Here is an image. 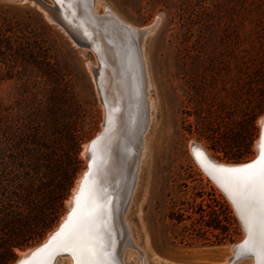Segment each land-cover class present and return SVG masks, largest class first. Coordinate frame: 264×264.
<instances>
[{
    "label": "rangeland",
    "instance_id": "1",
    "mask_svg": "<svg viewBox=\"0 0 264 264\" xmlns=\"http://www.w3.org/2000/svg\"><path fill=\"white\" fill-rule=\"evenodd\" d=\"M102 1L136 27L159 18L143 42L154 119L145 137L147 158L141 163L137 189L126 212L135 242L145 250L150 264H224L231 245L243 239V227L231 203L196 163L190 144L225 163L246 162L256 156L264 116V48L258 38L262 30L250 32L249 1ZM102 5L99 11L104 10ZM0 6L10 7L29 22L51 65H56L71 86L87 122L93 125L88 139L93 137L101 129L103 116L87 65L97 63L94 54L73 45L32 3L0 0ZM256 51L259 59L255 63ZM14 85L13 80L1 83L0 96L9 98ZM260 103L261 111L253 116L252 109ZM230 129L241 135V148H249L242 160L229 159L236 147L215 150V141ZM87 140L81 144L82 166L58 220L41 239L16 249L10 264L21 252L41 243L69 210V195L85 170ZM127 250L133 253L128 263L141 261L138 249L130 245ZM58 259V264H67L68 255ZM245 259L235 264H249Z\"/></svg>",
    "mask_w": 264,
    "mask_h": 264
},
{
    "label": "trees",
    "instance_id": "2",
    "mask_svg": "<svg viewBox=\"0 0 264 264\" xmlns=\"http://www.w3.org/2000/svg\"><path fill=\"white\" fill-rule=\"evenodd\" d=\"M248 1L250 32L262 30L263 50L264 0ZM258 59L256 51L253 62ZM8 80L15 81L12 95L0 96V264H10L16 249L41 239L58 220L82 166L81 144L93 130L29 22L0 6V84ZM261 108L255 106L253 116ZM229 132L215 141V150L236 147L229 159H244L249 148Z\"/></svg>",
    "mask_w": 264,
    "mask_h": 264
},
{
    "label": "bare ground",
    "instance_id": "3",
    "mask_svg": "<svg viewBox=\"0 0 264 264\" xmlns=\"http://www.w3.org/2000/svg\"><path fill=\"white\" fill-rule=\"evenodd\" d=\"M49 1V4L55 9V15L65 25L70 26L72 28L71 30L81 33L87 31L93 39L102 44V54L104 57L103 81L111 99L112 107L118 111L115 114L114 129L110 131V137L106 140L105 146L108 145L109 140L114 135L115 140L113 146L115 148V157L117 156L119 158L121 170L118 173L112 170L114 179H119L120 182L114 184L115 182L111 180L110 185L114 189L112 193L114 196L113 202L116 203L117 213L119 212L120 215L118 219H111L109 224H102L98 220L97 215H94L92 227L95 243L102 253L101 258L105 264H130L128 263V257L133 255L132 251L127 250V247L130 245L138 249L140 251L139 254L141 253V261L136 264H150L145 250L135 242V237H133V231L129 225L128 216L126 215L136 188L135 186L138 184L141 163L147 158L148 149L145 137L149 133L154 119V101L149 99L150 89L148 88L150 82L143 46L145 36L149 31L145 35H138L136 32L129 30L126 28V25L131 24L124 21L117 13L111 11L102 0H64L65 5L60 6L61 8L54 4L53 1ZM88 4L90 5L91 11L97 17L90 18L88 16ZM101 5L104 9L103 11L98 10V7ZM106 8L111 11V17L107 15ZM79 48L83 51L86 50L83 47ZM96 65L97 63L93 64V66ZM261 120L262 118L260 119V123ZM205 152L208 154L206 150ZM215 161L220 162L218 160ZM220 163L225 164V162ZM134 168V176L131 177L130 172ZM107 169L105 167L104 171H109ZM108 176L110 177L111 174ZM78 183L79 181L75 188ZM91 197L95 198L94 193L91 194ZM244 207L246 210V219L249 221L248 228L250 227L253 232L252 235L254 234L253 239L257 242L258 252L260 206L257 202L252 208H248L245 203ZM79 218L73 221L65 231L71 228ZM23 255H25L24 251L20 253V256ZM63 255H68L67 264H75L73 254L70 250L67 254L59 256ZM59 256L53 260L52 264H58ZM248 257L250 258L248 259ZM242 258H246V263H257L256 255L245 254L230 264H235ZM44 260L46 259H39L34 264H41V261Z\"/></svg>",
    "mask_w": 264,
    "mask_h": 264
},
{
    "label": "water",
    "instance_id": "4",
    "mask_svg": "<svg viewBox=\"0 0 264 264\" xmlns=\"http://www.w3.org/2000/svg\"><path fill=\"white\" fill-rule=\"evenodd\" d=\"M26 2H30L35 5L39 10H41L50 23L56 25L71 41V43L77 47H83L86 50L91 51L97 62L96 66L88 65V69L91 73L94 86L95 93L99 102L103 107V116L101 129L90 139L85 142V151L84 157L86 159L85 170L81 175L79 183L75 188V191L69 195V210L64 214V218L61 222L58 223L57 227L49 232L43 241L35 246H32L25 250V255L17 258L12 264H22V261L28 260L31 261L32 264L37 262L39 259H46L48 264H52L53 260L62 254H67L68 251H59L57 249V240L54 237L57 236L61 230L66 229L73 222L76 221L83 212L92 211L95 209L94 215H97L99 221L102 224H109L111 219L119 218L120 213H117V206L114 201L113 196V188L110 185V181L115 182L114 184H118L120 182L119 179H114V173L121 170V164L119 163V158L115 157V148L113 146L115 137H111L108 142V145L105 146V142L109 139V133L114 129L115 125V114L116 111L111 104V99L105 87L103 81V72H104V57L102 54V44L97 42L95 39L91 37V35L86 32H77L71 30L70 26L65 25L61 19L55 15V9L52 5H50L45 0H24ZM54 4L59 7L65 5L64 0H51ZM60 7V8H61ZM61 10V9H60ZM88 16L90 18L97 17L90 9V5L87 6ZM107 15L112 16L111 11L106 8ZM159 18H156L155 21L148 26L136 27L132 25H126V28L136 32L138 35H145L146 32H152L154 27L157 25ZM74 29V28H73ZM264 133V116L261 120L259 137L256 144V156L249 161L244 163H233V164H222L220 162H216L213 160L205 150L195 144H190L191 153L199 165L203 173L208 177V179L221 191V193L227 198V200L231 203L233 207V211L238 219V221L244 227V237L241 241L234 243L231 245V255L226 258V264H230L236 259L241 257V253L239 252L240 246L243 244L245 240L249 238L248 236V226L245 224L246 219V210L244 207V203H241V210L237 209V203L234 201L233 196L229 195V192H232L235 195V189L228 182L229 174L222 173L218 171L220 168H241L245 165L251 164L256 161L259 156V145L261 135ZM114 134V133H113ZM197 151H199L202 155L200 158H197ZM107 158V159H106ZM108 166V169H107ZM109 171H104V169ZM135 168L130 172V176H134ZM111 174L109 177L108 175ZM118 175V174H117ZM112 178V179H110ZM223 185V187H222ZM83 188V194H81V189ZM225 188L228 191H225ZM94 193L95 198L91 197V194ZM79 197L80 205L77 206L76 200ZM75 211V216L73 212ZM241 211L244 212V218L241 216ZM253 233V232H252ZM254 238V234L252 235ZM236 256V257H234ZM258 259V257H257ZM257 264V263H256Z\"/></svg>",
    "mask_w": 264,
    "mask_h": 264
},
{
    "label": "snow or ice",
    "instance_id": "5",
    "mask_svg": "<svg viewBox=\"0 0 264 264\" xmlns=\"http://www.w3.org/2000/svg\"><path fill=\"white\" fill-rule=\"evenodd\" d=\"M197 158L202 155L197 151ZM218 171L229 174L228 182L235 189L234 201L237 203V209L241 210V203H245L248 208H252L259 203L260 220H259V250L257 252V242L252 238L251 228H248L249 238L243 242L239 248L241 255L253 254L258 257L257 264H264V133L261 135L259 145V156L256 161L245 165L241 168H220ZM223 187V185H222ZM225 191H228L225 188ZM83 194V188L81 189ZM77 206L80 205L79 197L76 200ZM95 209L85 211L81 214L79 220L68 230H61L54 237L57 240V249L59 251H71L75 264H105L101 258L102 253L95 243L93 232ZM75 216V211L73 212ZM244 218V212L241 211ZM246 226L249 221L245 219ZM67 228V225H66ZM22 264H32L31 261H22ZM41 264H48L47 260L41 261Z\"/></svg>",
    "mask_w": 264,
    "mask_h": 264
}]
</instances>
